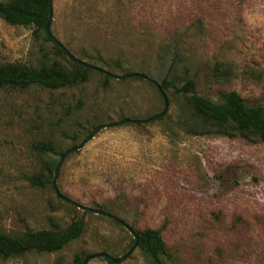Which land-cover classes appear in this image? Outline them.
Returning <instances> with one entry per match:
<instances>
[{
	"label": "rangeland",
	"instance_id": "374dc122",
	"mask_svg": "<svg viewBox=\"0 0 264 264\" xmlns=\"http://www.w3.org/2000/svg\"><path fill=\"white\" fill-rule=\"evenodd\" d=\"M51 30L76 57L110 72L159 83L193 78L197 92L214 101L235 90L264 105V0H53ZM55 44L44 30L0 17V66L71 62ZM165 93L161 119L101 128L67 155L59 191L134 229H159L179 264H264V143L189 133L187 98ZM164 107L149 79L106 80L96 70L71 87L1 89L0 231L65 228L80 217L85 228L59 251L0 257V264L124 255L134 244L125 226L29 177L47 176V163H59L96 127L146 119ZM42 140L56 151L39 153L33 145ZM86 264L108 262L94 256ZM119 264L151 263L136 247Z\"/></svg>",
	"mask_w": 264,
	"mask_h": 264
},
{
	"label": "trees",
	"instance_id": "16d2710c",
	"mask_svg": "<svg viewBox=\"0 0 264 264\" xmlns=\"http://www.w3.org/2000/svg\"><path fill=\"white\" fill-rule=\"evenodd\" d=\"M50 12L49 0H0V17L10 24L32 26L35 31L44 30ZM47 38L51 39L48 34ZM60 53L66 52L55 44ZM93 70L77 62L63 64L53 61L39 66L23 63H8L0 66V90L6 88H27L38 85L50 89L71 87L89 78ZM105 79L110 76L104 74ZM164 91L187 98L186 111L189 112L188 132L192 134H215L240 137L250 142L264 143V105L248 103L239 92L225 93L221 101L201 95L196 90V81L186 78L183 84L175 78L164 77L160 82ZM161 119V117H159ZM75 146V145H74ZM39 153H54L56 146L51 140H42L33 145ZM58 161L48 162V175L42 173L29 177L33 184H52V175ZM84 217L73 220L65 228L28 229L19 234L0 231V257L11 258L31 252H55L84 232ZM139 235L138 247L151 264H179L172 260L169 247L157 228L135 229ZM108 264H117L105 258ZM76 264L84 258L76 257Z\"/></svg>",
	"mask_w": 264,
	"mask_h": 264
},
{
	"label": "water",
	"instance_id": "95a60500",
	"mask_svg": "<svg viewBox=\"0 0 264 264\" xmlns=\"http://www.w3.org/2000/svg\"><path fill=\"white\" fill-rule=\"evenodd\" d=\"M50 2V12H49V17H48V20H47V23H46V31H47V34L48 36L56 43L58 44L68 55V57L74 61V62H77L78 64H81L87 68H90L92 70H96V71H99V72H102L110 77H113V78H116V79H124V78H127V77H131V76H134V75H141L142 77L144 78H147L149 79L151 82H153L154 84H156L157 88L160 90L163 98H164V102H165V107L164 109L159 112L158 114H155L149 118H146V119H123V120H120V121H117V122H114V123H111V124H105V125H101V126H98L96 127L80 144L78 145H75V146H72L71 148H69L68 150H66L64 152V154L62 155L61 159H60V162L56 168V172H55V178L53 180V185L56 189V192L58 194V196L60 198H62L63 200H66L76 206H78L80 209L84 210V211H91L93 213H96V214H101V215H104L108 218H111L113 220H115L116 222L122 224L123 226H125L127 228V230L133 235L134 237V244L132 245V247L122 256H112L111 254H109L108 252H100V253H97L95 255H92V256H88L84 259V261L82 262V264H86L92 257L94 256H103L105 258H107L108 260L112 261L113 263H121L122 261H124L131 253L132 251L138 247V244H139V235L138 233L136 232V230L130 226L128 223H126L124 220H122L121 218L109 213V212H106L102 209H99V208H92V207H89V206H85V205H82L76 201H74L73 199L69 198L68 196L62 194L57 185H56V179H57V176H58V173H59V169H60V166L62 164V162L64 161V159L66 158L67 155H69L70 153L76 151V150H79L81 149L91 138H93L96 133L99 132V130L101 128H104V127H108L110 125H121V124H124V123H127V122H134V123H146V122H149V121H152L156 118H159V117H162L165 113H166V110H167V107H168V99H167V96H166V93L165 91L162 89L160 83L158 81H156L155 79H152L148 76H145L144 74H136V73H124V74H116V73H113V72H110L108 71L107 69L101 67V66H98V65H95L93 63H89L87 61H84L78 57H76L74 54H72L70 52V50L64 46L63 43H61L56 37L55 35L53 34L52 30H51V22H52V19H53V0H49Z\"/></svg>",
	"mask_w": 264,
	"mask_h": 264
}]
</instances>
